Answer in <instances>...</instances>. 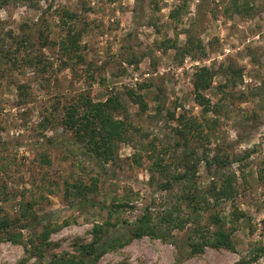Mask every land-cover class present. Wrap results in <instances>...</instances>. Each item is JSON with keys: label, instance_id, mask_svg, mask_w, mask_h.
I'll use <instances>...</instances> for the list:
<instances>
[{"label": "rangeland", "instance_id": "rangeland-1", "mask_svg": "<svg viewBox=\"0 0 264 264\" xmlns=\"http://www.w3.org/2000/svg\"><path fill=\"white\" fill-rule=\"evenodd\" d=\"M70 26L76 49L64 47ZM24 32L31 43L17 49ZM189 36L203 49L183 56ZM203 66L214 73L202 91L209 111L194 88ZM110 96L123 105L114 115L139 131L132 128L131 141L117 142L104 161L61 120L83 97ZM184 124L185 135L176 130ZM205 156H220L236 174L235 197L216 206L235 229L233 250L190 247L196 230L209 227L211 211L200 210L183 228L164 220L190 215L182 187L164 190L163 183ZM213 172L221 171L201 160L194 179L200 191ZM145 214L157 233L134 236ZM35 215L40 225L23 227ZM7 217L20 221L0 234V264H44L92 241L97 224L100 250L129 241L92 264H264V0L0 4V222ZM20 232V243L8 239Z\"/></svg>", "mask_w": 264, "mask_h": 264}, {"label": "trees", "instance_id": "trees-1", "mask_svg": "<svg viewBox=\"0 0 264 264\" xmlns=\"http://www.w3.org/2000/svg\"><path fill=\"white\" fill-rule=\"evenodd\" d=\"M3 3H7L9 0H0ZM0 3V4H3ZM66 14L69 15V18L72 19L75 17V14H72L66 11ZM74 27L69 30V36L67 37L66 45L74 46L73 48H78V35L73 33ZM39 32H41L39 30ZM31 34H22L21 39L18 41V48L21 49L24 45L28 48L31 43ZM202 42H198L192 37L187 38L186 44L181 51V54L185 56L186 54L193 53L197 50H202ZM9 55V52L6 56ZM213 70L208 66L200 67L194 79V88L197 93V99L199 103L205 108L206 111H209L210 100L202 93L203 90H207L212 85L213 79ZM133 94V93H131ZM141 99V96H138ZM140 103L142 109L146 108V104L142 101L136 100ZM123 108L122 102L119 99V96H110L105 101H93L88 97H83L80 104L67 106L65 116L62 118V124L65 129H71L74 131L77 140L80 142H85L88 146V153L99 157L107 161L113 154L115 144L120 141H131L132 136L129 135L130 130L133 128L139 131L138 128L133 126L129 121L122 120L117 118L114 114L117 111H120ZM189 124H184V129L176 130L185 135V132L189 128ZM51 142H54L53 139H50ZM153 143L149 146L151 147ZM158 158V157H157ZM156 158V159H157ZM163 158H158L162 160ZM204 160L208 170L211 172L212 167L216 166L217 169L221 172H213L215 175L214 180L209 185L206 191H200L195 183V177L198 171V165ZM160 161L158 164H160ZM227 162L223 161V158L220 156H205L202 159H199L194 162L187 161L184 166V171L175 172L171 175L170 179L163 183L162 189L167 190L174 186V183L182 187L183 192L180 197L181 200L186 204L189 215L188 220H183L178 217H174L173 213H169L164 219L168 224H171L173 227L183 228L184 222L189 220H195L198 216L200 210L211 211L209 216V227H201L196 230L198 234L197 239H193L190 242V247L194 252L202 251L205 246L210 245L215 248H227L235 249V244L233 240L234 228L227 227L226 217H223L221 213L216 211V206L222 200H228L235 197L236 187L234 181L236 180V174L232 171L229 172L226 170ZM157 164V165H158ZM214 202V203H213ZM214 206V208H213ZM241 213L238 212L235 217L239 219ZM24 218H28V215L24 214ZM44 218L41 217V220ZM20 221V218L17 220H12L11 218H5L0 222V234L3 233L4 229L9 225L17 224ZM151 217L145 214L144 216L138 219V227L134 232V236H141L146 233H157L156 229L150 225ZM37 215L31 219L24 221L23 227L28 228L30 224L37 227L40 225ZM214 226L212 230L210 227ZM49 227L48 224L45 226ZM102 225L97 224L94 227V239L89 242H80L76 243L75 249L73 252H64L62 254H53L50 260L44 264H92L94 261L100 259L106 252L116 250L119 247H124L128 243V239H116L107 243V246L101 250L98 248V243L102 240L100 232L102 231ZM51 228H46L42 234V240L47 241L50 236ZM8 239L13 240L16 243L22 241V233L11 234ZM255 249L257 246L255 245ZM254 257H258V254H254ZM247 260V258H243Z\"/></svg>", "mask_w": 264, "mask_h": 264}]
</instances>
